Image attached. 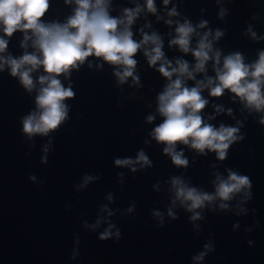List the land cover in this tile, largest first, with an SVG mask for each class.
<instances>
[{"label": "clouds", "instance_id": "9594fccd", "mask_svg": "<svg viewBox=\"0 0 264 264\" xmlns=\"http://www.w3.org/2000/svg\"><path fill=\"white\" fill-rule=\"evenodd\" d=\"M65 3L75 4L73 14L66 22L45 23L42 17L49 9V0H0V31L6 37H12L17 31L24 33L21 47L26 48L27 42L31 40L35 49L32 53L25 52L19 58L0 56V71L7 65L11 76L18 77L27 92L31 93L37 83L40 85L35 97V110L24 116L21 121L23 134L29 140L35 135L47 136L50 132L57 131L69 119V106L65 101L74 98L75 92L71 85L64 86L59 78L61 75L67 78L71 71L83 65L87 58L96 57L110 65L118 66L114 75L119 83L123 84L131 77L133 82L138 84L139 78L134 75L137 65L134 57L142 48L145 49L144 55L149 66H155L159 62L156 70L169 81L163 92L158 95L157 111L163 117V122L152 130L151 136L157 143L165 145L163 153L171 158L175 166H188L183 151L176 150L178 143L196 150L201 155L207 154L205 150L214 152L216 158L223 161L227 158L230 146L244 138L238 135L239 127L221 124L216 128L204 121L201 112L208 100L201 93L205 88L212 97H221L225 90H228L249 110L264 112V51L259 52L258 59L252 64H246L240 52L231 53L224 56L221 67V52L213 50V40H219L224 33L220 30H216L214 35L211 31L205 32L200 36L195 49H191L192 36L199 33L186 19L183 23H177L176 37L170 41V46H178L184 53L191 51L196 63L190 69L187 61L177 59L176 66L173 67L171 62L165 59L162 40L156 32L151 35L144 33L139 42L133 38L131 26L142 11L140 6L134 9L125 8L123 17H113L109 12L110 0H65ZM163 3L167 5L169 0H163ZM145 7L150 13L155 14L157 11L155 0H146ZM168 15H178L175 7ZM223 15L222 10L221 16ZM166 23L171 24L172 21ZM206 24V21H201L198 27L204 28ZM210 36L212 40L209 39ZM252 36L255 38V33H252ZM149 44L152 45L151 49L145 47ZM7 46L8 40L0 37V53H4ZM209 60L214 61L215 77L206 76L204 80L196 81L194 87L186 86L184 78L195 80L197 73L206 72ZM40 68L44 74L34 81L32 73ZM173 76H176L175 80L172 79ZM216 110L220 112L223 109L218 106ZM228 113L231 115V109ZM154 119L152 115L147 117L149 123ZM259 123L264 125V118H261ZM48 150L46 145L44 152L47 153ZM42 162H47L46 156L42 157ZM134 163H139L142 167L152 165L142 150L137 153L135 161L130 158L115 159V164L120 167ZM132 171L135 172L136 169L133 167ZM29 178L35 180V176ZM92 179L91 176L86 177L85 183ZM171 184L175 190V200L172 203L180 201L181 206L193 213V221L201 219L195 210L203 208L206 202L212 203L219 199L222 201L220 209H228L227 201L232 200L242 190L252 187L248 175L238 174L231 169L228 170L226 179L219 174L216 176L214 194L189 187L180 177H173ZM245 195L248 197V193ZM128 211L131 212L132 208ZM153 215L161 217L160 212H154ZM168 215L176 219L171 209ZM162 224L161 220L160 226ZM113 227L115 225L110 224L99 235V239L108 240ZM115 235L119 240L120 231L117 230ZM204 247L206 251L196 256V260H202L207 251L213 250L210 244H205Z\"/></svg>", "mask_w": 264, "mask_h": 264}]
</instances>
